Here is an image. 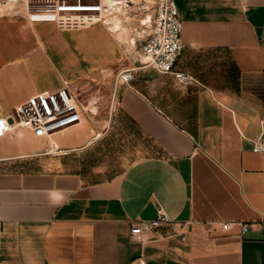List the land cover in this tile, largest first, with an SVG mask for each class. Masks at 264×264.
I'll list each match as a JSON object with an SVG mask.
<instances>
[{"label":"crops","instance_id":"0c3cea01","mask_svg":"<svg viewBox=\"0 0 264 264\" xmlns=\"http://www.w3.org/2000/svg\"><path fill=\"white\" fill-rule=\"evenodd\" d=\"M174 1L175 70L193 81L145 67L116 86L115 75L114 99L94 90L80 122L0 137V264H264V0ZM74 31L31 23L21 5L0 11V117L63 79L106 84L108 41L82 60L64 36ZM100 155L110 162L93 164ZM160 212L172 222L132 239Z\"/></svg>","mask_w":264,"mask_h":264},{"label":"built area","instance_id":"2783aa9c","mask_svg":"<svg viewBox=\"0 0 264 264\" xmlns=\"http://www.w3.org/2000/svg\"><path fill=\"white\" fill-rule=\"evenodd\" d=\"M131 0H0V11L18 12L23 6L31 23H54L60 29L82 30L95 25L108 26L114 15L123 14L120 10L129 6ZM154 21L144 45L143 56L138 64L120 70L115 77V85L129 84L142 68L152 67L163 74H173L182 83H189L194 77L188 73L176 71L184 43L182 39L183 22L178 16L174 0H154ZM62 86L49 93H38L17 104L13 111L0 117V137L7 131L28 129L36 137H44L70 125L80 122L83 113L94 111L86 106L79 96V90L72 87L67 79ZM254 151L264 152V140L260 136L255 140ZM172 219L160 212L155 219L144 220L133 224L132 239L142 240L145 231L152 230ZM243 233L252 230L256 222L235 221ZM233 222H222V228L228 230ZM186 225H184V228ZM1 233V226H0ZM185 239V232H182ZM140 264H145L140 259Z\"/></svg>","mask_w":264,"mask_h":264},{"label":"rangeland","instance_id":"374dc122","mask_svg":"<svg viewBox=\"0 0 264 264\" xmlns=\"http://www.w3.org/2000/svg\"><path fill=\"white\" fill-rule=\"evenodd\" d=\"M154 0H131L129 2V7L126 8L121 13L118 14V18H111L108 26L95 25L91 28L82 29L80 31L67 32L64 34L66 37H74L79 40L76 44L72 42L75 50L81 52L83 58L89 61L92 56H100L106 49V43L108 41L110 58L109 67L114 69V73L109 76L106 84H99L100 81H94V86L91 89H81L79 91V96L82 100H86L88 95L93 93L94 90H100L101 92H95L98 97L103 95L102 91L105 90L106 99L112 101L115 95L114 89V77L119 71V67H126L134 64H138V60L143 56V45L144 41L150 32L151 25L154 21ZM5 11V10H3ZM150 15L151 21L144 23L143 20ZM112 27V28H111ZM113 29V31H112ZM112 32H111V31ZM53 34L54 31L52 32ZM87 41H84V40ZM82 40V41H81ZM89 59V60H88ZM81 65H84V61ZM86 61L88 65L89 62ZM96 82V83H95ZM109 109V108H108ZM99 155V154H98ZM97 159L93 164L97 166L107 165L110 159L102 158V156H96ZM88 165V170L90 173L95 171L97 166L93 167ZM120 169H116L118 171Z\"/></svg>","mask_w":264,"mask_h":264},{"label":"bare ground","instance_id":"6f19581e","mask_svg":"<svg viewBox=\"0 0 264 264\" xmlns=\"http://www.w3.org/2000/svg\"><path fill=\"white\" fill-rule=\"evenodd\" d=\"M128 7H129V6H127L126 8H128ZM126 8H124V9L122 8V9L120 10V12L124 11ZM118 17H119V15L116 14V15H114L112 18H115V19H116V18H118ZM110 21H111V20H110ZM143 21H144V23H148V22H150V21H151V17H150V15H148L147 18H146L145 20H143ZM111 22H112V21H111Z\"/></svg>","mask_w":264,"mask_h":264}]
</instances>
